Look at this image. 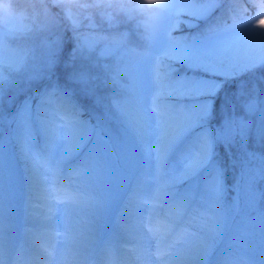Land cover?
I'll list each match as a JSON object with an SVG mask.
<instances>
[{
  "label": "snow or ice",
  "instance_id": "snow-or-ice-1",
  "mask_svg": "<svg viewBox=\"0 0 264 264\" xmlns=\"http://www.w3.org/2000/svg\"><path fill=\"white\" fill-rule=\"evenodd\" d=\"M55 3L75 40L71 62L81 65L64 84L57 77L42 91L25 96L8 115L6 96L11 107L16 96L8 93L24 91L18 88L21 80L31 85L56 75L63 40L53 36L59 22L47 13H19L0 24V48L11 53L10 58L0 56V264H5L4 192L13 143L32 179L49 192L63 194L62 223L70 241L84 217L95 216L106 206L103 186L135 160L131 202L143 207L151 200L164 219L175 213L174 226L165 233L169 247H183L192 235L180 233L185 221L198 227L199 264H208L217 242L230 229L247 237L258 227L264 246V89L259 84L249 87L243 79L261 72L264 83V0H259L255 15L229 10L195 35L173 33L197 29L222 0H156L148 6L138 0ZM81 9L98 11L110 27L121 22L116 13L123 14L135 24L142 42L132 47L127 33L100 35L94 17ZM12 38L29 43L9 49L4 41ZM177 64L210 78H174ZM98 80L113 89L106 104L90 87ZM77 88L86 98L95 97L94 105L102 110L83 118L85 107L74 99ZM218 100L219 120L213 124ZM177 111L180 119L174 120L171 114ZM189 139L194 152L185 148ZM252 142L259 150L250 146ZM220 150L239 170L231 203L226 199ZM202 172L209 177L203 184ZM185 183L189 187L179 191ZM146 185H151L147 193ZM69 187L74 191L67 192ZM133 223L143 226L144 219ZM242 243L246 246L247 241ZM224 264H242V258L228 257Z\"/></svg>",
  "mask_w": 264,
  "mask_h": 264
},
{
  "label": "trees",
  "instance_id": "trees-1",
  "mask_svg": "<svg viewBox=\"0 0 264 264\" xmlns=\"http://www.w3.org/2000/svg\"><path fill=\"white\" fill-rule=\"evenodd\" d=\"M81 2H85L81 0ZM137 0H124V3H135ZM259 0H222V3L220 6L215 9L211 17L208 21H201L199 23V27L197 29H188L184 28L180 32H175L173 35H195L198 32L203 33L206 31V29L210 26H212L219 18L226 17L229 13V10H239L240 12H243L244 15H255L259 9H258ZM15 8L17 9L16 14L19 13H40L42 16L43 14L47 13L55 20H58V25L54 26L52 29L53 36H61L63 40L62 50L60 53V63L58 65L56 75L52 76L51 80L44 79L39 82H33L31 85L27 84L25 81L21 80L18 84V88L22 89L24 91H20L19 93H16L15 90L10 91L8 95H15V103L9 107L7 103V96H6V102H5V114L8 115L10 113H13L16 111V108L19 106L20 102L25 99V96H30L35 94L38 91H42L45 87H47L49 84L55 82L57 80V77H59V80L62 84H64L65 77L74 71L75 69H78L81 65L80 61H76L75 64H72L70 59V54L73 50L75 40L73 38V33L71 28L67 25V23L64 21L63 18V10L56 6L55 0H15ZM85 11L87 9H84ZM89 13H94L95 15H101L96 10H89ZM118 17H120L121 22L115 26L110 27L106 22L102 21L101 24L97 25V30L100 35H116L118 33H127L131 40H132V47H136L137 43L142 42L140 40V33L135 30V24L132 21H128L123 17V14L116 13ZM102 18V17H101ZM231 23V20L228 21ZM8 46H16L22 47L26 43H29L28 41L21 40V39H8L4 41ZM68 64V67H65V65ZM178 69L176 73H173L174 78H179L180 76H192L196 75L199 77H207V74L203 72H192L191 70H188L184 67H181L180 65H174ZM262 75L261 72H257L254 76H247L243 79L247 80L249 82V87H251L252 84H259L262 89H264V83H261L260 76ZM101 80L104 79V76L102 73H100ZM71 86V85H70ZM75 87V86H71ZM90 87H93L95 89L96 96H99L103 103L108 102V98L113 92V89L110 86H107L103 83H101L100 80L95 81ZM235 85H230L227 89L229 94H231L232 91H234ZM74 99L83 104L85 107V113L84 117L85 119H88L92 112H100L102 109L98 108L94 105V99L95 97L86 98L83 93L77 88L76 95L74 96ZM169 102L172 104L176 103L175 98H169ZM35 103V101H33ZM185 104L188 103V101H184ZM221 106V101H217V120L213 121V124H216V122L219 120V109ZM172 119L173 116H178L179 112L172 113ZM8 132V126H5V133L7 135ZM188 142L193 143L192 139H189ZM187 142V143H188ZM194 144V143H193ZM250 146L254 150H259L255 143L252 142ZM218 160L223 165L225 170V179L227 184V194L226 199L229 203H231L233 196L235 193L233 192V186L234 184L239 180V170L238 168L234 167L231 162V158L226 155L223 150H220ZM137 167L132 165H125L124 167L119 168L117 172L113 174V176L110 178L109 182L103 186V191L106 193L108 190L112 189L116 183L120 180V183L122 184L126 177L130 178L128 188L124 196L117 200L115 203L116 206L113 204V207L111 206V202L107 200V204L104 208L100 209L95 216H87L84 218H87L88 221L91 223L93 228H100L103 230H108L111 227V224L114 222V220L118 217L119 211L123 212V218L122 221L125 222L127 225V228L129 229L131 226V221L129 219L130 213L133 212V209L135 207V203L131 202V198L133 196V190L135 188V179L136 176ZM6 177H5V192H4V223H5V235L6 236H16L19 232L20 226H21V217L23 214V202L25 198V194L27 192H36L37 187L39 186V182L37 180L32 179V174L29 172L27 165L25 164L23 158L20 155L19 147L15 145L14 143L11 145L10 150L8 152V167L6 169ZM208 173L202 172L200 177V182L203 184L205 180H207ZM189 187L188 183L179 185L178 190L183 192ZM113 202V201H112ZM157 214L164 217L163 212H157ZM168 216L170 219L175 220V213L171 212L168 213ZM185 226L198 229L197 224L185 221ZM231 229L227 230L223 237L217 242L218 252L220 257L224 256L225 251H227L232 241L227 242L226 238L230 235ZM229 243V244H228ZM228 244V246H227ZM84 246L81 247L83 249ZM85 249V248H84ZM246 261L245 264H254L255 262H260L264 264V246L261 244V236L259 232V228L257 227L255 229L254 234L249 235L248 238V245L247 250L245 253Z\"/></svg>",
  "mask_w": 264,
  "mask_h": 264
},
{
  "label": "rangeland",
  "instance_id": "rangeland-1",
  "mask_svg": "<svg viewBox=\"0 0 264 264\" xmlns=\"http://www.w3.org/2000/svg\"><path fill=\"white\" fill-rule=\"evenodd\" d=\"M86 3H92L93 0H83ZM124 3V0H121ZM85 16L92 15L96 21V25L102 23V18L94 13H89L81 9ZM18 15V14H17ZM2 36V34H0ZM8 46V45H7ZM9 49H16V46L9 45ZM0 56L10 58L11 53L0 48ZM176 120L180 119V115L173 116ZM185 148L195 151V145L191 142L185 145ZM128 165L136 166L135 160ZM130 178L126 177L123 184L120 180L115 187L108 192L110 204L121 199L126 193ZM151 185L145 186V193L149 192ZM73 192L74 189L69 187L66 189ZM49 191L41 183L37 187L36 192H27L23 202V214L21 217V226L18 234L15 236H5L4 260L5 264H199L195 259L196 253L200 249V241L196 238L198 230L180 225V233H191L187 237L183 247H169L167 229L174 226L170 219H164L154 213L155 209L151 207L152 201L148 200L143 207L135 204L133 212L130 214L131 227L128 229L126 224L121 221L123 213L120 211L119 216L111 225L110 229L103 231L93 229L89 222L85 219L79 223V231L75 238L71 241L67 238V234L63 227V205L57 210L55 216L49 217L51 225L58 226L54 233H49L47 229L41 232H48L47 236L42 237L33 228L41 220L42 213H45L46 206L53 198L49 199L47 193ZM53 195H58L53 192ZM113 201V202H112ZM60 202V201H59ZM33 207L37 214H33L29 209ZM143 217L144 224L140 226L138 223L134 226V220ZM155 217V219H154ZM151 221V222H149ZM151 229V231H149ZM248 238L240 233L233 231L228 240H233V248L229 250L222 258L217 257L215 249L208 259V264H224L228 257H243L248 245ZM246 240V246L242 241ZM79 246H86L87 249H78ZM123 250V257L119 262H115L114 252ZM216 248V247H215ZM121 253V254H122ZM191 257V258H189ZM254 264H263L255 262Z\"/></svg>",
  "mask_w": 264,
  "mask_h": 264
},
{
  "label": "bare ground",
  "instance_id": "bare-ground-1",
  "mask_svg": "<svg viewBox=\"0 0 264 264\" xmlns=\"http://www.w3.org/2000/svg\"><path fill=\"white\" fill-rule=\"evenodd\" d=\"M67 192H69V191H67ZM69 193H71V192H69ZM51 194H53V192H48L46 195L49 199L53 198V200L50 201V203H48V205L46 206L45 213H42L41 220H39L38 224L34 225L35 228H33V230L35 229L36 232L38 234H40L42 237L47 236V234H49V233H51V234L54 233L56 231V228L58 227L56 225H51L49 223V217L55 216L58 213L57 210L61 206V202H59V201H61L63 194H58V195H53V196ZM29 211L32 212L33 214H37L36 210L33 207H31L29 209ZM45 229H47L49 231V233L48 232H46V233L41 232V230H45ZM122 252H123V250L121 249V247H119V250H116L114 252L115 262H119L120 260H122L123 257H127V255L123 254Z\"/></svg>",
  "mask_w": 264,
  "mask_h": 264
},
{
  "label": "clouds",
  "instance_id": "clouds-1",
  "mask_svg": "<svg viewBox=\"0 0 264 264\" xmlns=\"http://www.w3.org/2000/svg\"><path fill=\"white\" fill-rule=\"evenodd\" d=\"M79 2H81V0H79ZM138 2L148 6L156 2V0H138ZM159 2H163V0H159ZM16 12L17 9L15 8V0H0V24L5 23L8 17L15 15Z\"/></svg>",
  "mask_w": 264,
  "mask_h": 264
}]
</instances>
